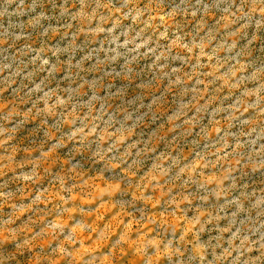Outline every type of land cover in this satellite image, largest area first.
Returning <instances> with one entry per match:
<instances>
[{"label": "clouds", "instance_id": "clouds-1", "mask_svg": "<svg viewBox=\"0 0 264 264\" xmlns=\"http://www.w3.org/2000/svg\"><path fill=\"white\" fill-rule=\"evenodd\" d=\"M0 264H264V0H0Z\"/></svg>", "mask_w": 264, "mask_h": 264}]
</instances>
